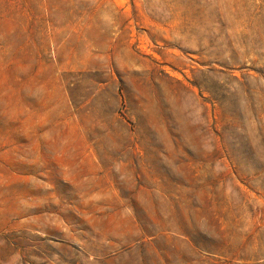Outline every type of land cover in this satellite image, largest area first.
Returning a JSON list of instances; mask_svg holds the SVG:
<instances>
[{
    "label": "rangeland",
    "instance_id": "374dc122",
    "mask_svg": "<svg viewBox=\"0 0 264 264\" xmlns=\"http://www.w3.org/2000/svg\"><path fill=\"white\" fill-rule=\"evenodd\" d=\"M0 264H264V0H0Z\"/></svg>",
    "mask_w": 264,
    "mask_h": 264
}]
</instances>
